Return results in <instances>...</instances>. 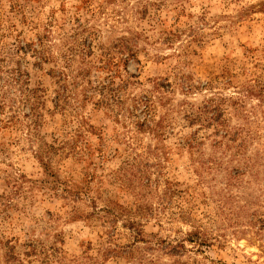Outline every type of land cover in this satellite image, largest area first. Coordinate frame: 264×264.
Instances as JSON below:
<instances>
[{
  "label": "rangeland",
  "instance_id": "obj_1",
  "mask_svg": "<svg viewBox=\"0 0 264 264\" xmlns=\"http://www.w3.org/2000/svg\"><path fill=\"white\" fill-rule=\"evenodd\" d=\"M0 264H264V0H0Z\"/></svg>",
  "mask_w": 264,
  "mask_h": 264
},
{
  "label": "trees",
  "instance_id": "obj_2",
  "mask_svg": "<svg viewBox=\"0 0 264 264\" xmlns=\"http://www.w3.org/2000/svg\"><path fill=\"white\" fill-rule=\"evenodd\" d=\"M60 73H61V75H59L57 77L61 78V81H60V84H61L62 81H64V74L65 73L64 72L62 73V71H60ZM34 116L37 117L38 114L35 113ZM40 160L42 161V164H43V166H44V168L46 170L47 181H56V182H58L57 177H56L57 174L52 172L51 168L44 162L43 158H40ZM94 163L95 162L92 160V162L88 166V169H90L91 167H94ZM50 177H52V180H51ZM85 177H86V180H84L83 183L75 182V181H73L72 179H69V178L64 180L63 185H64V190H65L66 194L70 195L71 197H77V198L81 196V197H83V199L88 200V198L91 197V195L93 193V179H94V176H93L92 172L90 171V172H88L87 176H85ZM18 183H19V180L17 179V182L15 183V185H17ZM40 186H44V183L41 182ZM109 203H110V201H109ZM111 204L112 203H110V206H111ZM105 212H106L105 218L107 220H110L111 218H113L115 220L123 218V215H116V214L119 213V212H117V210L108 209V211L105 210ZM95 215L96 214L86 212L85 214H83V216H80V217L77 216V217H75V219L77 221H82V220L88 221L90 218H93V216H95ZM108 215H110V216H108ZM114 216H115V218H114Z\"/></svg>",
  "mask_w": 264,
  "mask_h": 264
}]
</instances>
